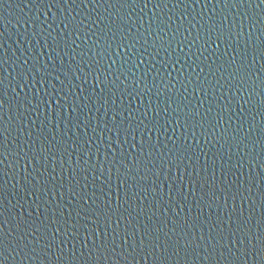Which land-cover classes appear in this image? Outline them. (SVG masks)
<instances>
[{"label":"water","instance_id":"obj_1","mask_svg":"<svg viewBox=\"0 0 264 264\" xmlns=\"http://www.w3.org/2000/svg\"><path fill=\"white\" fill-rule=\"evenodd\" d=\"M182 2V0H180ZM194 3L195 0H192ZM213 3L215 0H208L209 5L204 8L201 4L195 8L187 7L177 8L172 7V4L177 3V0H171L167 8L155 9L153 10V5L148 4L147 8L141 11L139 8H124V9H108L105 11L103 8H95V6L88 4L87 7L81 5L80 0H0V58L4 59V63L0 64V69H3L5 84H9L8 87L4 89L8 98H15L11 102L10 110L4 113V119L10 120L12 131L10 132L9 138V156L4 161L5 169L8 173L5 180L7 181L6 187L3 194V204L9 209L10 215L5 214L6 226L5 231H8V227L11 226L9 235V247L13 249L9 253V260L6 264H61L63 257L60 260L57 259V249L55 247L54 241L52 240L51 231H49L48 236L44 239L40 238V233L37 232L36 236L33 237L31 232H21L15 228L16 219L19 217H24V220L28 224H33L38 226L41 221L45 220V217L52 219L59 218L60 223L58 225H52L64 230L66 227L71 228V224L65 225L64 221H72L75 217V211L79 204L83 201H76V198L70 193H67L66 188L62 189L60 183L57 181H52L51 183H46L44 185V190H40V179L45 175H55L57 179L63 175L64 180L62 183L67 185L68 177L73 175V182L77 179L75 173L79 172L78 179L80 182L89 185V188L85 191H96L97 195H101L99 189H92V184H101V181L93 179L92 173L94 172L97 177L102 175L100 166L105 164L104 155L105 152L108 153L109 161L112 159L113 155L117 156V163L121 158V153H127L131 148L132 144H139L141 133L135 131V125L139 124V120H136L133 124V128L127 136V141H125V135L121 132L120 136H117L115 132L112 131L114 122L112 116H116V122L124 120L127 117L128 112H124V115L119 114L123 109H118L119 105L123 103L128 111L133 112L134 116H140L145 107H155L159 103V107L162 110L164 107H168V112L163 113V117H167L169 120L174 118V113L172 109L176 107L172 104L173 92L168 89L175 88L179 92H183L184 95H188L192 89L180 87V82L177 80V76H180V80H183V74L178 73L177 69L180 65L177 64L172 67L165 61V57L171 58L172 49L176 48V44H172V48L165 51L168 48V41L171 39L175 41V37L171 34L176 30L177 25H182L188 28H192L191 32H185V36L189 37L185 44L180 45L181 48L185 49V53L188 51L195 52L196 47L193 46L191 49L187 47V44L191 42V38L196 34V29L200 28V21L206 20L209 17L213 18L215 22L219 25H223L224 30L227 31L229 26H231V31L234 34L233 40L236 39L235 33L242 32L239 40L232 44L229 41L228 53L229 58H231L232 53L235 52L236 58L239 59L241 55L245 57L246 62L251 63V43L254 37L258 34L259 29L253 28L251 36L249 35V24L246 13H250L251 9L241 8H223L222 5L218 6L215 11L212 10ZM60 4L59 7L56 5ZM143 7V5H140ZM203 8V9H201ZM259 12V10H256ZM202 12V16L198 13ZM99 13V16L97 15ZM120 16L117 20L116 17ZM75 18L73 20L72 18ZM107 17L110 20L111 26L114 30H117V25L123 27L124 29H130L131 35H139L141 39L137 41V48L130 50L129 55L132 56V61L129 65H125L124 75H119V80L124 81V84L120 85L119 89H116V95L112 97L116 101L115 104L111 105V110L106 103V98L108 97L107 90L101 92V89H106V85L103 83L95 82L93 78H89L88 81L82 80L81 77L85 76V73L89 71L88 62L96 58L97 51H103L97 45L93 43L95 37L92 35L96 30L97 26L94 25V21L99 19L101 23H105L104 18ZM245 17L243 27H240L241 18ZM159 20V29L156 31H151L146 29L149 28V23L151 22L152 27L155 28L156 21ZM63 21V22H62ZM82 21V27L84 31L80 33V38H77V33L72 32V27L75 23ZM164 21H167L165 24ZM68 24V28L66 25ZM195 25V27H192ZM139 29V32H137ZM183 30V28H182ZM69 37V47L65 49L63 45L59 47L53 43L56 36ZM158 44H163L164 47L160 49L159 54L154 55L151 51H145V49L151 50L153 40ZM75 40V44H71V41ZM87 41L85 43L84 41ZM147 41V43H145ZM245 41H248L247 47L245 46ZM143 45V47H140ZM224 43L220 42V48L216 51V55H222L224 51ZM216 48L215 44H211L208 51L203 53L200 57L203 60L205 57L208 58V63L216 64L221 63L220 60L216 59V56L212 55L213 49ZM136 52L137 55H132V52ZM81 52L87 53V55H80ZM140 52H144L142 59L143 64H140L139 68L134 65L139 63L137 56ZM67 53V54H65ZM185 53H181L184 55ZM151 59V63L149 60ZM189 58L188 64L191 63ZM27 61V64L24 62ZM83 61V63L81 62ZM164 63H161V62ZM183 62V61H182ZM152 64L156 65V68L151 72L147 69L152 68ZM188 64H185L184 71H191ZM203 66V65H202ZM43 67L45 73H52L46 77L47 83H44L45 76L38 71L39 68ZM57 69H63V71H58ZM195 72H199L198 68H195ZM156 71H159L160 75L156 77L153 84L148 83L152 81L153 75ZM223 71V70H222ZM68 72V75H65ZM21 74L20 83H27V87L17 86V74ZM249 74L251 79L241 84L239 81L235 83L233 80L228 79V72L224 71L223 75L219 73H214L215 80H213L212 75L205 72L204 75L208 76L210 84L213 85L211 96L205 93V100L203 101V108L200 111L204 112L208 109L211 111L207 112V119L211 120L212 124L215 126V135H220L225 129L229 132L234 130L237 125V120H240L241 124H244V129L241 132L236 133L237 137L243 139L244 131H246L247 124L246 121H251L255 117V122L260 123L261 116L260 111H253L252 108L259 105L260 97L256 93L261 92L259 87L258 77H264V61H261L257 55V59L252 68L249 69ZM258 74V76H257ZM27 76L28 79L25 81L23 77ZM59 76L60 79H55ZM141 78H143L144 90H141L139 85ZM103 79V78H101ZM203 79V76L201 77ZM39 81V83H38ZM63 81V83H61ZM219 81V83H217ZM53 83L56 85L57 93L63 89L64 96H69L71 99L69 101H64L62 99L61 103H67L68 112H72L71 104L75 102L76 106L79 107L75 113L71 116L67 114L61 116L57 114L55 105L52 109H49L45 113V106L41 103V97L47 96L43 93V89L47 88L51 92ZM167 85V88L164 87ZM111 87V85H107ZM127 87V92L123 93V100L119 99L120 92ZM135 87V91L133 88ZM148 88H152V91H147ZM159 91V95H157ZM132 94L129 96L128 93ZM140 94L137 95L136 93ZM250 93V95H249ZM200 93H197L195 97L189 96V99L193 103H198ZM27 97V99H23ZM243 97V99H240ZM18 101V103H17ZM167 101V104H166ZM208 101H211L209 103ZM246 101H255L256 105H249ZM26 105V107H25ZM7 108V105H6ZM107 113V115H105ZM47 116V119L45 118ZM19 117V118H18ZM242 118V119H241ZM77 119L81 120L83 125V120H89V125L87 126V131L85 127H76ZM23 120V123H20ZM219 120V124L216 121ZM97 121H99V127L96 126ZM127 123H132L131 117L128 121L125 120V127ZM147 123V121H146ZM107 124L108 127L105 128L104 125ZM56 129L55 137L51 133L48 134V139L54 142H58L61 137L64 141L63 147L67 151H62L60 153H53L52 156L46 153H39L43 157V163L36 161L35 169L29 164L27 171H23L24 161L22 160L23 152L20 156H16L14 151H20L21 148L25 146V140L29 144H32L40 133L38 129L43 128L45 133L48 129ZM142 127V126H141ZM264 127V126H262ZM95 129V131H94ZM259 129H254L253 135L258 132ZM103 133V135H101ZM187 134V133H186ZM165 135L169 138L167 140L168 144L172 143V137L174 135L172 130V125L169 124L166 129L162 130L160 136L161 144L165 143ZM176 137H179V131L175 133ZM227 135V133H225ZM135 136V140L133 139ZM111 137V139H109ZM145 140H147V135H145ZM42 139V137H41ZM155 139V133H153V140ZM198 142L199 137L197 138ZM211 139V138H209ZM87 140H91V143H87ZM117 140L120 143H117ZM250 142L245 140L244 143H238L235 140L229 138L228 141H220L215 145L209 144L204 147V151L198 154V159L200 163L196 164V171L199 173L200 165L204 163V156L207 155L210 162L213 153L220 149L221 154L227 151V148H231V152L224 156V164L232 165L233 173L240 176L241 180L245 175L248 174L249 167L252 169V175L254 176L257 171L261 175H264V167H259L260 164L264 163V152L261 151L260 145L257 144L255 148L246 147ZM76 144L77 147L73 148L71 145ZM123 144V147H121ZM17 145L20 147L18 148ZM115 149V153L113 152ZM132 151H135L132 149ZM91 153V156L88 153ZM247 153V155L245 154ZM56 157V159H53ZM99 157V159L97 158ZM230 157V158H229ZM19 161V162H18ZM127 163L131 166L132 160L127 159ZM193 163H196L195 161ZM240 165L237 168V165ZM78 165V167H75ZM3 167V165H0ZM123 172H127V168H122ZM189 173L192 172V168L189 167ZM215 171L217 174V179L220 178V164L217 163L215 166ZM31 172L32 175H28ZM139 176L141 173H136L135 168H132L130 175ZM168 174V169H164L163 175L155 178V186L160 189L161 195L166 194L170 191L171 184L165 179ZM203 174V173H202ZM87 175L88 179L85 181L84 176ZM173 175H175V165H173ZM181 175H183V170H181ZM115 172L113 173V193L112 197L115 199ZM227 178V177H225ZM107 179V176H105ZM123 179V176H121ZM235 179V176L232 177ZM131 180H129V185H131ZM145 184H152L153 181H145ZM259 183V181H257ZM52 184L56 186L53 188ZM21 185H23L26 191L21 190ZM36 187L33 188L32 186ZM127 187V186H125ZM178 187V186H177ZM192 188V185L188 186ZM105 191H108L105 188ZM139 195H146L141 193L139 189L136 190ZM171 191L175 195V185H173ZM208 191L205 187L203 190L196 188V194L198 197L203 195V192ZM35 192V196H33ZM185 192L187 194V186H185ZM121 203H123L124 193L121 191ZM131 195V193H130ZM161 195H156L155 193H150L146 195L145 200L133 201V204H139L141 208L145 210L153 209L157 215H153L152 220L156 222L158 219H165L160 217L159 213L163 211L160 207ZM154 197V199H153ZM165 199L167 196L165 195ZM192 197L189 195V201ZM207 199V196H204ZM181 204H185L183 208L177 207L176 203L173 202L171 209L168 212V217L173 219H187L189 224L194 221L199 224L201 221L211 220L216 221V216L219 214L221 217L226 216L225 209L221 206L219 210L213 208L211 209V216H209V209L204 207V210H200L194 207L191 203L186 204L182 199L179 201ZM231 201L229 200V205ZM37 205H39V211L37 210ZM239 207V202L237 201ZM247 205L248 202H244L245 216H247ZM257 205H259V199L257 198ZM127 207V205H125ZM164 208H169L168 204H164ZM139 211V209H136ZM228 211H231L229 208ZM176 212L180 213V217H175ZM199 212V217L197 213ZM44 215H41V214ZM31 214V215H29ZM135 212L133 215L135 216ZM149 215H152V211H149ZM260 218V210L257 208L256 219ZM141 223L144 222L145 217L141 215L139 218ZM74 222V221H73ZM75 223L77 224L76 231H80L79 225L83 223L82 218H76ZM90 223V222H89ZM133 223H136L133 221ZM159 226V225H157ZM171 227V224H169ZM225 227L227 225L225 224ZM234 227V225H233ZM167 229H165L166 231ZM111 231V229H109ZM132 231V226L129 225V233ZM196 234L199 235V229L195 230ZM14 233V234H12ZM161 239H163V234ZM205 237L208 236V229L205 226V231L203 233ZM23 236V239H21ZM93 234L89 232L88 242L91 244ZM57 238H59V233H57ZM70 234L65 237L66 240L70 239ZM97 241L100 237L96 236ZM147 239V237H145ZM32 240H36V243H31ZM84 237L81 235L78 242L75 244V249L79 250L81 244L83 243ZM135 240L136 243L140 242V232L137 230L136 236H128V241L125 242L119 239V233H117V239L113 247L116 251L110 253V255L116 257V261H101L100 264H133V256L135 257V264H153L151 256L147 259L142 258V248L137 249L135 245L130 247V243ZM234 240V238H233ZM159 242V241H157ZM211 241L202 240L199 241L200 247L196 248L195 257L189 255L188 259L191 262L194 260L195 264H209L208 261L203 260V256L208 255V252L212 249L209 247ZM218 243V241H217ZM52 244V247H49ZM27 245V247H25ZM123 245V248L120 247ZM65 247H73L72 243H66ZM243 247V245H240ZM236 248V243H233V250ZM221 249H216L220 251ZM87 253V248L84 249ZM123 251L125 255L129 256V260L126 262L119 253ZM226 251V249H224ZM68 255V253H64ZM77 255L79 252L77 251ZM159 255V252H157ZM182 255V254H181ZM181 264L183 262L181 261ZM222 264V261H221ZM248 264H252L251 256H249Z\"/></svg>","mask_w":264,"mask_h":264},{"label":"snow or ice","instance_id":"obj_2","mask_svg":"<svg viewBox=\"0 0 264 264\" xmlns=\"http://www.w3.org/2000/svg\"><path fill=\"white\" fill-rule=\"evenodd\" d=\"M69 4V0H66ZM82 6L87 7L88 4L94 5L95 8H103L105 11L108 9H124V8H139L143 11L144 8H147L148 4L153 5V10L167 8L171 0H80ZM203 4L204 8L209 5L208 0H195L193 3L192 0H177V3L172 4V7L195 8ZM212 10L222 5L223 8H241L251 9L250 13H246L245 17L247 18L249 24V35L252 34L253 28H258V34L254 37L251 43V63L246 62L245 57L241 55L239 59L236 58L235 52L232 53L231 58H229L228 47L229 41L232 44H235L240 35L243 33H235L236 39L233 40V33L231 31V26L227 31L224 30L223 25H219L215 20L209 17L206 20L200 21V28L196 29V34L191 38V42L187 44V47L191 49L193 46L199 45L196 47L195 52L188 51L185 53V49L181 48L180 45L185 44L189 37L185 36V32H191L192 28H188L182 25H177L176 30L172 32V36L175 37V41H168V49L172 48V44H176V48L172 49L171 58L165 57V61L170 64L172 67H175L177 64L180 65V68L177 69L178 73H182L184 79L180 80V76H177V80L180 82V87L184 88L187 91L188 87H191L192 91L188 95H184L183 92H178L175 88L168 89L170 92H173L172 104H175L176 107L172 109L174 118L169 120L166 116L161 119L163 113L168 112V107H164L162 110L159 107V103L155 107H145L140 116H134L133 112L137 111H128L123 103H121L116 109H123L119 114L124 115V112H128L127 117L124 120L116 122V116H112L114 126L112 131L120 136L121 132L125 135V141H127V136L133 128V124L136 120H139V124L135 125V131L141 133L139 144H132L131 148L127 153H121V158L119 163H117V156L113 155L112 159L109 161L108 153L105 152L104 159L105 164L100 166L102 175L97 177L95 173H92L93 179L100 180L101 184L97 185L92 184V189H99L101 195H97L96 191H85L89 188V185L86 183H81L78 179L79 172L75 173L77 179L73 182V175L71 174L68 177L67 185L62 183L64 180L63 175L57 179L55 175L45 174L40 179V190H44V185L46 183H51L52 181H57L60 183L62 189L66 188L67 193H70L76 198V201H83L79 204L78 208L75 211V217L72 221L65 220V225L71 224V228H65L61 230L59 227L52 228V225H58L60 223L59 218L52 219L45 217V220L41 221L38 226L33 224H28L24 220V217H15L16 224L15 228L21 232H31L32 236L35 237L36 233H40V238L44 239L48 236L49 231H51L52 240L54 241L55 247L57 249V259L60 260V257H63L61 264H100L101 261H116V257L110 255L116 251L113 245L117 239V233H119V239L127 242L128 236H136L137 230L140 232V242L136 243L133 240L130 243V247L135 245L137 249L143 250L142 258L147 259L149 256L152 258L153 264H190L189 255L195 257L196 248L200 247L199 241L206 240L211 241L212 243L209 247L212 249L208 252V255L203 256V260L208 261L209 264H248L249 256H251L252 264H264V175H261L259 171L256 174L252 175V169L249 167L248 174L243 177L241 180L240 176L233 173L232 165L224 164V156L228 155L231 152V148L228 147L227 151L221 154L220 149H217L213 153L211 162L207 155L204 156V163L200 165L199 173L196 171V164L200 163L198 159V154L204 151V147H207L209 144L215 145L220 141H228L229 138L237 141L238 143H244L245 140H248L250 143L246 147H252L253 149L257 144L260 145L261 151L264 152V77H258L259 87L261 92L256 93L259 96L260 102L259 105H256L255 101H246L249 105H256L252 108L253 111H260L261 120L257 124L255 122V117L251 121H246L247 124L246 131H244L243 139L237 137L236 133L241 132L244 129L245 125L240 123V120H237V127L231 132L228 129H225L220 135H215V126L212 124L211 120L207 119V112L211 111H200L203 108V101L205 100V93L211 96L213 94L212 87L208 80V76L204 75L207 72L209 75H212L213 80H215L214 73H219L220 75L224 74V71L228 72V79L233 80L235 83L239 81L241 84H244L246 81L251 79L249 74V69L252 68V64L255 63L257 55L261 61H264V0H215L213 3ZM143 5V7H140ZM57 7L60 4L56 5ZM203 9V8H201ZM259 10L257 12L256 10ZM99 16V13H97ZM202 16V12L198 13ZM245 17L241 18L240 27H243ZM75 20V18H72ZM117 20L120 19V16L116 17ZM105 23H101L99 19L94 21V25L97 26V30L92 34L95 39L93 43L103 51L96 52V58L88 62V69L84 77H81L82 80L88 81L89 78H93L95 82L103 83L106 85V89H101V92L107 90L108 97L106 98V103L111 110V105L115 104L116 101L112 99L116 95V89L120 88L121 84H124V81L119 80V75L126 74L125 65H129L132 61V56L129 55V51L137 48V41L141 39L139 35H131L130 29H124L123 27L117 25V30L111 26V21L107 17L104 18ZM63 22V21H62ZM82 21L75 23L72 27V32L77 33V38H80V33L84 31L82 27ZM166 24L167 21H164ZM159 20L156 21L155 28L152 27L151 22L149 23V28L146 31H156L159 29ZM68 28V24L66 25ZM192 27H195L193 25ZM183 28V30H182ZM139 32V29H137ZM87 43V41H84ZM220 42L224 43V51L222 55H216V51L220 48ZM53 43L58 47L63 45L67 49L69 45V37L56 36L53 40ZM147 43V41H145ZM71 44H75V40L71 41ZM211 44H215L216 48L213 49L212 55L216 56L217 60H220L221 63L216 64L208 63V58L205 57L203 60L200 59L203 56V53L208 51ZM248 41H245V46L247 47ZM143 47V45H140ZM164 47L163 44H158L153 40L151 50L145 49V51H151L154 55L159 54L160 49ZM181 53H185L181 55ZM67 54V53H65ZM80 55H87V53L81 52ZM132 55H137L136 52H132ZM144 52H140L137 56L139 63H136L134 66L136 68L140 67V64H143L144 61L139 59L142 57ZM189 58L191 63L188 64ZM183 61V62H182ZM5 61L3 58H0V64H3ZM83 63V61H81ZM27 64V61L24 62ZM151 63V59L149 60ZM161 63H164L163 61ZM185 64H188L191 71H184ZM199 69V72H195L193 69ZM203 65V66H202ZM156 68L155 64H152L151 69L147 71L151 72ZM58 71H63V69H57ZM223 70V71H222ZM40 73L45 76L44 83H47L46 77L52 75V73H45L44 68L41 67L38 69ZM68 72H65V75H68ZM159 71H156L153 75L152 81L148 83L153 84L155 87L154 81L157 76H159ZM203 76V79L201 77ZM258 76V74H257ZM26 81L27 76L23 77ZM103 78V79H101ZM21 74H17V86L18 87H27V83H20ZM55 79L59 80L60 77L56 76ZM39 83V81H38ZM63 83V81H61ZM219 83V81H217ZM111 87H107V85ZM144 80L141 78L139 85L141 90H144ZM9 84H5V78L3 69H0V264H6L9 260V253L13 251L9 247V235L11 226L8 227V231H5L6 219L5 214L10 215L9 209L6 205L3 204V194L6 187L8 173L5 170L7 166H4V161L9 156V138L10 132L12 131L10 120L4 119V113L11 108V102L15 98L5 99L7 96L4 89L8 87ZM167 88V85H164ZM52 91L49 92L47 88H44L42 91L46 93L47 96L41 97V103L45 106V113L49 109H52V106L55 105L58 115L71 116L72 113H75L79 107L76 106L75 102L71 104L72 112H68L67 103L62 104V99L64 101H69L71 98L69 96H64L63 89L59 93L56 91V85L53 83ZM135 91V87L133 88ZM147 91H152V88H148ZM127 92V87H125L119 94V99L123 100V93ZM197 93H200L198 103H193L189 96L195 97ZM132 93L129 92L130 96ZM137 95L140 93L137 92ZM157 91V95H159ZM250 95V93H249ZM23 99H27L24 97ZM243 99V97H240ZM211 103V101H208ZM18 103V101H17ZM167 104V101H166ZM7 105V108H6ZM26 107V105H25ZM107 115V113H105ZM131 117L132 123H127L125 127V120L128 121V118ZM19 118V117H18ZM47 119V116L45 117ZM242 119V118H241ZM147 121V123H146ZM20 123H23V120H20ZM89 120H83V125L81 120L77 119L76 127L80 128L81 126L85 127L87 131V126L89 125ZM171 124L173 130L172 143L168 144L167 140L169 139L165 135V143L161 144L160 136L162 130L166 129L167 126ZM216 124H219V120L216 121ZM96 126L99 127V121H97ZM142 126V127H141ZM105 128L108 127L107 124L104 125ZM254 129H259L258 132L253 135ZM40 135L36 137L32 144H29L25 140V146L20 149V151H14L16 156H20L23 152L22 160L23 171H27L29 164L32 165V168L35 169L36 161L43 163V157L39 153L43 152L49 156H52L53 153H60L62 151H67L63 147L64 141L61 139L58 142H54L53 139H48V134L51 133L55 137V127L48 129L47 133L43 128L37 130ZM95 131V129H94ZM179 131V137H176L175 133ZM153 133H155V139L153 140ZM187 133V134H186ZM227 133V135H225ZM103 135V133H101ZM145 135H147V140H145ZM42 137V139H41ZM199 141L198 142V138ZM135 136L133 139L135 140ZM211 138V139H209ZM111 139V137H109ZM87 143H91V140H87ZM117 143H120L117 140ZM73 148H76V144L71 145ZM19 148L20 146L17 145ZM123 147V144H121ZM134 149L135 151H132ZM115 149L113 152L115 153ZM247 155V153H245ZM91 156V153H88ZM99 159V157H97ZM132 160V165L130 166L127 163V159ZM230 158V157H229ZM56 159V157H53ZM196 163H193V162ZM19 162V161H18ZM217 163L220 164V178L217 179V174L215 171V166ZM173 165H175V175H173ZM78 167V165H75ZM135 168L136 173H141L139 176L130 175L132 168ZM189 167L192 168V172L189 173ZM237 168L240 167L238 164ZM259 167H264V163L260 164ZM122 168H127V172H123ZM168 169V174L165 177L167 181L170 182L171 188L170 191L166 194L161 195L160 189L155 186V178L160 177L164 173V169ZM181 170H183V175H181ZM115 172V199L112 197L113 193V173ZM203 173V174H202ZM28 175H32L31 172ZM107 176V179H105ZM123 176V179H121ZM235 176V179L232 177ZM227 177V178H225ZM88 176H84L86 181ZM129 180H131V185H129ZM145 181H153L152 184H145ZM259 181V183H257ZM173 185H175V195L171 191ZM192 185V188L188 186ZM56 185L52 184L54 188ZM127 186V187H125ZM178 186V187H177ZM185 186H187V194L185 192ZM33 188L36 186L33 185ZM207 188L208 191L203 192V195L198 197L196 194V188L203 190ZM105 188L108 191H105ZM137 189L141 193L150 194L155 193L156 195H161L160 207L163 209L159 213L160 217L165 219H158L156 222H153V215H157L155 210L141 208L140 205L133 204V201L145 200L146 195H139ZM21 190L26 191L23 185H21ZM121 191H123V203H121ZM131 193V195H130ZM165 195L167 199H165ZM189 195L192 199L189 201ZM35 196V192H33ZM204 196H207V199H204ZM257 198L259 199V205H257ZM154 199V197H153ZM185 201L186 204L191 203L194 207L198 208L200 212L204 210V207H207L209 211V216H211V209L215 208L217 210L222 206L225 209L226 216L221 217L219 214L216 216V221L213 222L210 219L206 221H201L197 224L195 221L192 224H189L187 219H173L168 217V212L171 209L172 203L175 202L177 207L183 208L185 204H181L180 200ZM229 200L231 204L229 205ZM239 202V207L237 205ZM247 201V216H245L244 202ZM164 204H168L169 208H164ZM127 205V207H125ZM39 211V205L36 206ZM231 211H228V209ZM257 208L260 210V218L256 219ZM139 209V211H136ZM149 211H152V215H149ZM135 212V216L133 215ZM31 215V214H29ZM41 215H44L43 213ZM141 215L145 217L143 223L138 219ZM175 217H180V213L176 212ZM199 217V212L197 213ZM76 218H82L83 223H80V231H76L77 224L75 223ZM74 221V222H73ZM135 221L136 223H133ZM90 222V223H89ZM171 224V227H169ZM225 224L227 227H225ZM129 225L132 226V231L129 233ZM159 225V226H157ZM234 225V227H233ZM205 226L208 229V236L203 235L205 231ZM199 229V235L196 234L195 230ZM111 229V231H109ZM165 229H167L165 231ZM89 232L93 234L91 244L88 242ZM57 233H59V238H57ZM14 234V233H12ZM70 234V239L66 240L65 237H68ZM163 234V239L161 235ZM83 235L84 240L80 246L79 250L75 249V244L78 242L79 237ZM96 236H99L100 239L97 241ZM147 237V239H145ZM234 238V240H233ZM23 239V236H21ZM159 241V242H157ZM218 241V243H217ZM236 243V248L233 250V243ZM31 243L35 244L36 240H32ZM66 243H72L73 247H65ZM243 245V247H240ZM52 244H49V247H52ZM27 247V245H25ZM123 248V245H120ZM87 248V253L84 249ZM221 249L216 251V249ZM226 249V251H224ZM77 251L79 255H77ZM68 255H64V253ZM159 252V255H157ZM182 254V255H181ZM120 256L124 258L127 262L129 256L125 255L123 251L119 253ZM133 264H135V257L133 256ZM191 264H195L193 260Z\"/></svg>","mask_w":264,"mask_h":264}]
</instances>
